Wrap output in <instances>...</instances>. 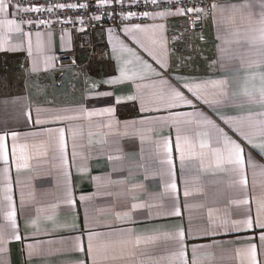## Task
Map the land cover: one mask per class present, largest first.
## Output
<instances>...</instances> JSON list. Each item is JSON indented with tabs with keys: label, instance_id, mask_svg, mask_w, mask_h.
I'll return each mask as SVG.
<instances>
[{
	"label": "crops",
	"instance_id": "0c3cea01",
	"mask_svg": "<svg viewBox=\"0 0 264 264\" xmlns=\"http://www.w3.org/2000/svg\"><path fill=\"white\" fill-rule=\"evenodd\" d=\"M245 3L250 7H239ZM260 11V0H219L202 31L184 32L175 20L157 19L140 24L163 25L162 44L157 39L159 33L137 34L170 70L194 78L189 83L206 85L197 106L208 115L212 112L204 99L211 102L216 98L211 82L227 81V98L211 107L223 113L231 127L213 119L242 146L246 145L243 137L231 128L240 127L258 140L256 121L264 112L259 96V74L264 72V45L257 23ZM23 27L33 33L32 57L26 42L16 50H0V135L9 133L5 139L7 163L0 158V228L11 235L4 215L10 210L4 197L11 195L17 234L22 237L0 241V264H77L85 258L87 230L111 233L92 242L96 264H253V244L257 260L264 264V242L255 224H264V175L259 169H246V186L243 164L237 165L235 174L231 166H225L226 171L217 169L210 148L199 146L205 138L198 133L207 131V125H185V117L169 115L192 112L191 107L156 110L154 94L159 86L152 83L156 77L104 83L120 75L107 28L94 33L106 57L77 67L86 56L81 32L70 31L62 39L61 34L51 31L49 42V31ZM37 31L45 34L43 51L36 43ZM7 35L0 32L6 45L19 43L15 33L11 40ZM113 36L158 67L122 32L114 31ZM221 48H228L236 58H223ZM60 53L72 57L76 65L59 66ZM46 55L56 57L47 70ZM117 55L129 76L139 72L129 53ZM33 61L37 71L32 70ZM93 84L98 86L93 88ZM245 90L254 99L244 95ZM183 91L191 98V93ZM129 95L136 99H127ZM142 98L146 101L143 110ZM37 118L41 123H36ZM177 127L181 129L183 162L176 148ZM60 128L64 130L67 165L61 161V137L56 131ZM12 130L18 133L15 140ZM165 139L171 145V165L165 159ZM208 143L215 146V138H208ZM22 145H26L23 150ZM252 154L264 163L258 152L252 150ZM170 172L175 174L176 190L169 187ZM69 191L73 204L67 203ZM176 208L180 215H175ZM251 223L253 228L248 229ZM78 236L83 251L77 246ZM181 250L183 261L177 255Z\"/></svg>",
	"mask_w": 264,
	"mask_h": 264
},
{
	"label": "snow or ice",
	"instance_id": "6c2138e0",
	"mask_svg": "<svg viewBox=\"0 0 264 264\" xmlns=\"http://www.w3.org/2000/svg\"><path fill=\"white\" fill-rule=\"evenodd\" d=\"M115 2V0H98L97 7H102L104 5H109L110 3ZM126 0H119V4L121 8L125 4ZM166 7L163 11H154L150 12L148 10H143L139 12H133L128 11L125 15V12L121 10L118 15L121 18V23L124 20H131L133 18L136 19H151L152 21H156L157 19H164L169 14H172V4H176L175 14H179L182 11L191 12L193 10L196 11H207L206 9L200 8L196 9L195 6L192 8H188L182 4V0H164ZM127 3L129 5H142L144 9H147L148 5H155L157 8L161 6V0H127ZM261 4V11L259 14V18L257 20V23L259 25V32H260V42L262 45H264V0H260ZM53 7L57 9H64V8H87V4H57L55 6L49 4L47 9L44 7L35 4V3H24L23 0H0V32H6L7 39H12V33H15L19 38V43L16 44H7L5 43L4 37L0 36V50H16L23 47V44L27 43V53L29 57H32L33 54V41L32 36L33 33L31 31H25L24 25H28L31 27L33 24L40 26L45 25L50 27L51 21L49 20H33L31 18H25V14L30 12H44L48 11L51 12L53 10ZM233 8L237 7V5H233ZM239 7L242 8H248L250 7L249 4L245 3L243 5H240ZM211 8L213 11L217 8V5L215 2L211 4ZM110 20L113 19L111 15L108 17ZM93 19H99V17H93ZM64 24L72 23L71 20H64L62 21ZM81 24H83V20L80 21ZM120 31L123 33L124 37L130 41L131 44H135L138 47L142 48L145 52L148 53L150 57L155 61L156 65L158 67L153 66L152 63H149L148 60H145L143 57L139 55L138 52L134 48L130 46L129 43H125L124 40H121L119 37H114L113 33L114 31ZM153 33L154 35L159 33L160 35L157 37L159 42L163 43V25L152 23V24H145L142 25L140 23H134L130 27L128 25H124L122 28L118 25L114 28L113 26H109L107 28V34H108V43L111 45L112 48V54L113 59L116 60L117 67L116 70L119 71L120 75L117 77H111L104 81V83L107 84H115L119 83L125 79H145L147 77H156L157 79L154 80L152 83L153 85H158V89L156 93L154 94V101L157 103V111H159L161 108H167V109H174L181 105L189 106L193 109L192 112L187 113H178V112H170L169 115L173 118L176 116H183L185 119L183 120V123L185 125H190L192 123L196 124H204L207 125V131H204L203 133H198V135L203 136L205 139H202L200 142V148H210L212 159L214 160L215 167L221 171L228 170L225 166H231L230 170L235 174L237 170V165L243 164L244 170H245V186H246V169L247 168H253V169H259L260 174L264 175V163H261L260 161H257L253 154L252 150H255L259 153L260 157H264V112L260 113V116L262 117L260 120L256 121V123L259 125L260 128V137L258 140H253L248 136L247 133L243 131L240 127H232L231 130L235 133H239L240 136L243 137L244 141L246 142L245 146H242L241 143L237 142L236 139H233L227 131L219 123H217L216 119H213V116L219 119L223 122L225 125H229L228 119L225 117L223 113H221L218 109L211 107L212 103L219 104L222 103V101L227 98L228 92H227V81L225 80H216L212 81L211 85L212 88L215 90L214 96L216 97L214 101H208L207 99H204L205 104H209L210 110L212 112V115H208L204 111L200 110L197 106V102L201 99L200 92L202 89L206 87L205 84L201 83H189L190 77L182 76L178 72H174L170 70V66L167 64L166 61L160 59L151 49L147 48L139 39L138 33ZM44 33L37 31L35 33L36 37V43L38 46V49L43 51L42 45H43V38ZM49 42H51L52 39V32L49 31L47 33ZM233 35H236V33H233ZM63 39V34L62 37ZM175 38V37H174ZM239 41L237 40V43ZM225 43H229L228 41H225ZM118 52H127L129 53L136 61L137 65L139 66V72L136 73L133 76H129L127 69L125 67L121 66V58L119 55H117ZM221 55L223 58L226 59H234L236 58L234 54L230 53L228 48H221L220 49ZM56 57L55 55H46L44 57V64L45 69L49 67L54 61ZM125 63H131V61H126ZM215 63V61H213ZM179 67V65H178ZM33 71H37L35 61H33ZM260 80H261V86L259 89V96L261 103H264V72H261L260 74ZM98 85L93 84L92 87L95 88ZM184 89L187 90L188 93H191V98L189 96L185 95ZM102 95H107V93H102ZM244 95H247L250 99H254V95L251 93H248L247 90H245ZM233 96H235V93H233ZM129 100H135V95H129L127 97ZM120 97H117V101L119 102ZM146 101L142 98L141 99V109H144ZM83 111V110H82ZM109 113L113 112V109H108ZM27 118L31 119V113L29 112L27 114ZM54 119H63L62 117H55ZM163 120V118H161ZM36 123H41V120L37 118ZM178 123V122H177ZM231 127V125H229ZM60 133V144H61V161L63 164L67 165L68 160L67 156L64 152V139H63V133L64 130L62 128L57 129ZM8 131H5L3 135H0V158H2L5 163H7L8 155L6 151V145H5V139L8 135ZM11 136L13 140L16 139L18 136V133L14 130L11 131ZM214 137L215 138V146H211L208 143V138ZM185 141H187V137H183ZM144 137H141V143H143ZM181 129L177 127L176 129V148L178 151H180V159L181 162L184 161L185 157L183 152L180 149L181 145ZM157 148L160 147V144L158 143ZM26 147V145H22L21 148ZM163 147L165 149L166 155L165 159L169 165L172 164V157H171V145L167 141V139L164 140ZM246 147L248 148L247 154H246ZM13 156L15 155V145H13L12 149ZM72 156L75 157V151H73ZM111 159V157H110ZM5 173L7 174V168H5ZM170 184L169 187H171L173 190H176L177 185L175 182V174L170 172ZM185 195H187V191H185ZM68 204H73L74 201L71 198V192L68 193ZM5 200L9 203V211H7L5 215V219L9 222V227L12 229L11 235H7L4 231V229L0 228V241L8 240V239H15L17 241L21 240V235H18V225H17V213L15 208L12 206V196L11 195H5ZM85 198L84 196H81V200L83 201ZM23 200V197H22ZM137 207L136 204L132 205V208L135 209ZM127 215V214H126ZM175 215H180L179 208L175 209ZM211 215V213H209ZM119 218V214H118ZM129 220L131 221V217H129ZM35 223V221H33ZM256 226L261 230L259 234V239L261 242H264V224L255 223ZM248 229L253 228V223L247 227ZM111 233H104L99 231H93V230H87V236H88V246L87 250L85 252V258L80 259L77 261V264H89V260H91V264H96L94 257L92 255V246H93V240L94 239H100L105 236H110ZM181 240L183 239V232L180 231L178 233ZM26 238V237H25ZM77 246L81 247L80 244L81 237H77ZM140 238L137 237V243H139ZM254 252L255 257L253 264H262V262L257 260V247L255 244L250 246ZM28 248L31 249L32 245L29 244ZM178 258L183 261L184 252L181 250L178 254ZM183 264H186V261H183Z\"/></svg>",
	"mask_w": 264,
	"mask_h": 264
},
{
	"label": "built area",
	"instance_id": "2783aa9c",
	"mask_svg": "<svg viewBox=\"0 0 264 264\" xmlns=\"http://www.w3.org/2000/svg\"><path fill=\"white\" fill-rule=\"evenodd\" d=\"M24 3H35L45 9L48 5L53 6L57 4H87L88 7L85 8H64L57 9L53 7L51 12L44 11L40 13L30 12L25 14V18H31L33 20H49L51 21V26L35 24L32 25L35 29L40 31H55L59 34L65 35L70 31L81 32V46L86 52V57L80 65H76V62L72 57L65 53H60L58 56V64L62 67H70L76 65L77 67H86L92 60H103L107 53L105 50L100 49L98 43L95 40L94 33L98 29L108 28L113 26L114 28L118 25L122 28L124 25H132L134 23H145L151 21V19H136L124 20L121 23V18L118 13L123 10L125 15L128 11L139 12L143 10H148L150 12L163 11L166 7L164 0H161V6L157 8L155 5L149 4L147 9H144L142 5H129L127 0L123 7L121 8L119 0L110 3L109 5H104L102 7H97L98 0H23ZM215 2L218 4L219 0H182V4L188 8L195 6L196 9H206L207 11H196L191 12L182 11L179 14H175L176 4H172V14L166 16L163 20L169 22L175 20L179 23L181 31L184 32H197L202 31L206 27V23L213 13L211 4ZM109 15L113 19H109ZM93 17H99V19H93ZM71 20L72 23L64 24L62 21ZM83 20V24L80 21ZM59 76H62L60 72ZM59 77V78H60Z\"/></svg>",
	"mask_w": 264,
	"mask_h": 264
},
{
	"label": "rangeland",
	"instance_id": "374dc122",
	"mask_svg": "<svg viewBox=\"0 0 264 264\" xmlns=\"http://www.w3.org/2000/svg\"><path fill=\"white\" fill-rule=\"evenodd\" d=\"M81 47H82V46H81ZM99 48L105 50V49H104L103 47H101V46H99ZM105 51H106V50H105ZM85 57H86V56H85Z\"/></svg>",
	"mask_w": 264,
	"mask_h": 264
}]
</instances>
